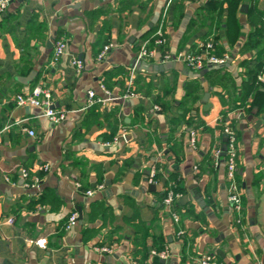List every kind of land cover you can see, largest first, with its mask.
<instances>
[{
    "label": "crops",
    "instance_id": "0c3cea01",
    "mask_svg": "<svg viewBox=\"0 0 264 264\" xmlns=\"http://www.w3.org/2000/svg\"><path fill=\"white\" fill-rule=\"evenodd\" d=\"M262 24L264 0H9L0 12V264H264V71L258 92L241 90L242 62L264 42L249 46L248 35ZM59 37L64 52L52 63ZM210 38L228 61L219 73L174 59ZM141 45L154 56L136 59ZM35 85L61 120L16 104ZM88 90L105 99L87 104ZM222 115L235 134L239 213L214 152Z\"/></svg>",
    "mask_w": 264,
    "mask_h": 264
},
{
    "label": "built area",
    "instance_id": "2783aa9c",
    "mask_svg": "<svg viewBox=\"0 0 264 264\" xmlns=\"http://www.w3.org/2000/svg\"><path fill=\"white\" fill-rule=\"evenodd\" d=\"M9 0H0V12H2L6 5L8 4ZM164 42V38L162 36V32L160 29L156 31V36L153 41V43L157 46H161ZM65 47V39L63 37H59L53 44L52 48V55H51V62L54 63L57 61V59L63 54ZM112 47V44L106 43L104 44L100 51L97 54V59H102L106 55V53L110 50ZM199 50L197 52L193 51H181L174 56L175 60L181 61L186 67L190 69H200L204 64H218L225 61L226 57L218 58L214 55L207 54V51L212 48V44L209 41L206 42H199L198 44ZM154 56V50L153 49H147L144 45H141L138 49V52L136 54V59L141 60L145 58H151ZM170 58V56L167 53H164L160 56V61L166 60ZM72 64L75 68H79V62L78 61H72ZM258 79H261V76H258ZM130 83V81H129ZM101 90L107 95L108 92L104 89L103 85H99ZM133 92L127 90L124 94V97L132 96ZM87 96V104H92L95 101H103V98L96 97L94 92L92 90H88L86 92ZM16 104L19 105H33L37 107H44L43 114L52 121H59L64 117L63 112L59 110H55L51 107V99H50V92L48 89L40 86L35 85L31 88V90L26 94H18L15 96ZM27 134L29 136L34 135V131L32 129L26 130ZM223 134L226 138L225 141V151H224V165H225V177L227 181V197L228 200L232 204V208L239 213L240 210V192L237 184V180L235 177L236 173V143H235V134L232 127H224L223 128ZM215 154L219 153V149L216 148L214 151ZM153 173L149 172V177H152ZM150 179V178H149ZM76 187H78V184H76ZM91 193V190L88 189L85 191V194L89 195ZM175 196V193L172 190H167L165 195L162 197V203L165 206H169L173 197ZM172 219L174 221H177L176 214H171ZM77 219V214L75 211L71 212L69 216L67 217V220L65 222L64 228L68 229L70 228ZM11 222V220H8ZM236 221H239V218L237 217ZM178 233H181V230L178 231ZM37 244H41L42 242L40 240L35 241ZM151 253H154L160 257H165L166 251L162 250L159 252L151 251ZM196 264H222L220 262H215L214 260L206 257L201 256L197 258Z\"/></svg>",
    "mask_w": 264,
    "mask_h": 264
},
{
    "label": "trees",
    "instance_id": "16d2710c",
    "mask_svg": "<svg viewBox=\"0 0 264 264\" xmlns=\"http://www.w3.org/2000/svg\"><path fill=\"white\" fill-rule=\"evenodd\" d=\"M214 1H220V0H214ZM249 10V9H248ZM253 13L254 15L258 16L260 13L257 12L255 10V12L250 9L248 11V15ZM249 38L247 41V45H255L258 41H260L259 39H261V37H264V26L259 25V27L254 28V30L252 32L249 33ZM251 37H256V39H252ZM209 41L212 44V48L209 49L207 51V54L210 55H214L218 58H223L226 57V54L223 52V50H218L219 47L216 46V43L214 41L213 38H210L209 40L204 39L203 42ZM199 50L198 46L196 45V47L191 51H195L197 52ZM206 64H204L202 67H204ZM242 65H244L245 67V71H246V76H247V81L244 83V86L241 87L242 90V96L244 97L245 95H247V93H249L250 91H252V89L254 90V92H258V90L256 89V84H254L256 82V76L258 73L264 71V42L263 45L260 49H258L257 51V55L255 58L249 59V60H244L242 62ZM220 71H222V69H208V73H212V74H216L219 73ZM225 71H223L222 73H224ZM191 88H194V85L191 83H188L185 85V93L187 95H191ZM193 98V97H192ZM238 105H241V103H239ZM231 123L229 122V120H227L225 115H222L221 118V122L219 124V131L220 134H223V128L224 127H230ZM157 176V174H154V177ZM88 190V189H87ZM86 191V190H84Z\"/></svg>",
    "mask_w": 264,
    "mask_h": 264
},
{
    "label": "water",
    "instance_id": "95a60500",
    "mask_svg": "<svg viewBox=\"0 0 264 264\" xmlns=\"http://www.w3.org/2000/svg\"><path fill=\"white\" fill-rule=\"evenodd\" d=\"M227 62H228V61H224V62H222V63H218V64H208L207 67H208V68H211V69H217V68H221V67L227 65ZM139 63H140L141 65H143L142 68H145L146 65H147L146 62H144V61H139ZM153 67H155V66L153 65ZM207 96H208V93L205 92V93L203 94V96H202V100H203V101H206ZM206 105L208 106V104H206ZM205 107H206V106H205ZM225 141H226V138H225L224 134H222V137H221V145H220V152H219V155H222V156L224 155V151H225ZM151 186H152V185H151Z\"/></svg>",
    "mask_w": 264,
    "mask_h": 264
}]
</instances>
